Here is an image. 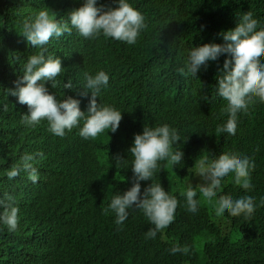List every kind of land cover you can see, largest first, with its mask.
Here are the masks:
<instances>
[{"label": "trees", "instance_id": "obj_1", "mask_svg": "<svg viewBox=\"0 0 264 264\" xmlns=\"http://www.w3.org/2000/svg\"><path fill=\"white\" fill-rule=\"evenodd\" d=\"M105 2L111 0H98ZM129 3L141 12L146 25L135 44L102 35L86 39L74 30L51 43L62 42L66 53L76 54L69 57L64 75L82 78L85 70L106 71L108 87L101 90L97 102L122 112L117 131L109 136L107 130L88 140L69 133L72 148L55 136L15 141V119L23 109L5 89L12 88L19 75L18 67H11L31 52L19 34L22 22L40 8L62 16L79 7L80 0H0V196L11 195L19 210L15 231L0 225V264H264V204L248 218L217 217L213 203L202 199L195 213L187 212L181 195L196 159L229 152L254 161L251 187L242 189L227 179L219 194L249 195L255 198L254 204L259 203L264 196V103L253 98L247 111L237 114L233 135L216 133L227 118L222 111L226 101L215 92V76L224 56L210 61L196 77L175 72L190 47L223 43L220 33L233 28L244 12L250 11L258 27H264V0ZM2 103H7V110ZM159 123L175 127L186 142L178 141L184 153L180 165L160 161L162 168L152 178L176 196L174 219L155 239H145L151 225L139 209H130L121 226L104 209L114 191L130 186L132 175L127 167L114 165L112 155L130 160L127 149L133 134L140 133L145 124ZM36 151L43 153L35 165L40 174L37 183L22 171L12 179L4 175L20 156ZM197 179L192 180L193 186ZM145 183L150 181H142L141 190ZM173 244L187 246L188 253L170 254ZM27 246L34 253L29 262Z\"/></svg>", "mask_w": 264, "mask_h": 264}, {"label": "clouds", "instance_id": "obj_2", "mask_svg": "<svg viewBox=\"0 0 264 264\" xmlns=\"http://www.w3.org/2000/svg\"><path fill=\"white\" fill-rule=\"evenodd\" d=\"M145 26L143 15L131 6L129 0L105 3L80 0L79 7L69 9L62 16L49 8H40L26 18L19 34L31 52L22 63L11 67H18L19 75L14 78L12 88L5 89L6 95L14 97L23 109L16 115L15 141H38L55 136L74 148L72 140L67 139L71 132L85 140L95 139L105 130L107 135L115 133L122 112L111 104L97 102L101 90L108 87L109 74L98 69L83 71L82 78L64 75V66H70L69 57L76 54L66 53L62 42L51 43L74 30L86 39L102 35L105 39L133 45ZM220 36L223 43L208 42L187 49L175 72L182 77H196L202 67L206 69L210 61L224 56L222 66L217 68L215 92L226 101L222 111L227 113V118L215 131L233 135L237 114L246 112L254 102L253 98L264 103V27H258L257 19L247 11L237 16L235 26ZM2 107L7 110V103H2ZM74 127L77 128L73 130ZM178 141L186 142L175 127L167 123L145 124L140 133L133 134L127 149L130 160L119 154L112 155L114 165L127 167L132 174L130 186L114 191L104 209L114 214L115 225L121 226L129 218L130 209H139L151 225L144 233L145 239H155L157 233L173 221L177 198L152 178L154 172L162 168L158 162L166 161L167 165L176 167L183 161L184 153L177 146ZM42 158L40 151L26 152L17 164L5 170L4 175L12 179L22 171L35 184L40 175L35 165ZM254 166L248 156L229 152L214 158L201 156L196 159L191 167L193 175L184 181L181 191L186 211L195 213L202 199L213 203L217 217L225 214L250 217L256 207L264 204V196L254 204L255 198L249 195L232 198L219 193L222 181L227 179L242 189H249V176ZM196 178L193 186L192 180ZM142 181H150L144 184L143 190ZM18 211L11 195L4 193L0 196V225L9 232L17 228ZM168 251L170 254H187L188 247L173 244ZM26 257L28 262L34 259L28 246Z\"/></svg>", "mask_w": 264, "mask_h": 264}, {"label": "bare ground", "instance_id": "obj_3", "mask_svg": "<svg viewBox=\"0 0 264 264\" xmlns=\"http://www.w3.org/2000/svg\"><path fill=\"white\" fill-rule=\"evenodd\" d=\"M24 191V190H23Z\"/></svg>", "mask_w": 264, "mask_h": 264}]
</instances>
